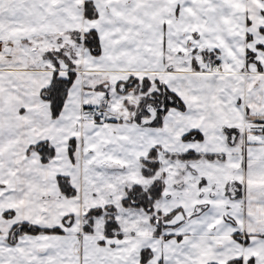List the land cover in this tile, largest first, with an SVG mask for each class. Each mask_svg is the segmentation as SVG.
Here are the masks:
<instances>
[{
  "label": "snow or ice",
  "instance_id": "obj_1",
  "mask_svg": "<svg viewBox=\"0 0 264 264\" xmlns=\"http://www.w3.org/2000/svg\"><path fill=\"white\" fill-rule=\"evenodd\" d=\"M0 264H264V0H0Z\"/></svg>",
  "mask_w": 264,
  "mask_h": 264
}]
</instances>
